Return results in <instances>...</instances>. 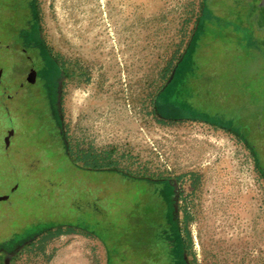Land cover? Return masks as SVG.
Returning a JSON list of instances; mask_svg holds the SVG:
<instances>
[{
  "label": "rangeland",
  "instance_id": "rangeland-1",
  "mask_svg": "<svg viewBox=\"0 0 264 264\" xmlns=\"http://www.w3.org/2000/svg\"><path fill=\"white\" fill-rule=\"evenodd\" d=\"M22 1L0 0L1 36L26 27L32 42L36 29L49 54L33 57L36 84L12 97L17 74L0 50V102L8 94L0 103V247L38 239L8 262L0 251V264H130L134 242L123 233V215L143 189L134 180L143 178L175 180L178 248L193 264H264L260 4L251 15L242 4L239 18V2L227 0L231 24H251L221 26L232 29L236 44L253 39L251 50L230 54L231 33L227 45L185 60L182 75L187 84L197 79L200 91L190 99L205 107V117H226L201 121L160 118L155 105L203 0H34L32 27ZM198 67L213 79L197 76ZM60 73L61 126L51 110ZM218 86L225 103L214 112Z\"/></svg>",
  "mask_w": 264,
  "mask_h": 264
},
{
  "label": "flooded vegetation",
  "instance_id": "flooded-vegetation-1",
  "mask_svg": "<svg viewBox=\"0 0 264 264\" xmlns=\"http://www.w3.org/2000/svg\"><path fill=\"white\" fill-rule=\"evenodd\" d=\"M234 1V0H233ZM236 4L239 2L238 9H236V17H241L239 12L241 11V5L244 6V15L254 14L258 9V0H235ZM24 11L27 12V21H29L30 27L37 25V19H35L34 14V0H23ZM227 0H203L201 8V16L198 19L195 28L192 33V37L188 43L185 54L182 60L179 61L176 66L170 71V76L167 79L166 85L162 88L156 99L155 113L158 117L170 120H183V119H193V117L200 119L201 121H210V118L216 117L215 114H208L205 117L204 114L207 112L205 107L199 106L195 101L190 98L199 94L197 91L196 81L193 79L189 84H187L186 77L182 75V68L185 64V60L192 58L195 53H207L218 50L219 47L227 45L226 37L231 33V40L233 41L232 51L230 54L236 55L239 51L241 52V47L245 46L247 51L253 48V39H246L245 45L236 44L237 38L231 29V33H227L224 30V22H228L231 27L235 30L239 28H250L251 23H246L241 21L240 25L234 24L233 17L230 11L227 10L229 6ZM226 19V20H224ZM238 25V26H237ZM237 26V27H236ZM26 27L19 29L16 34L12 37L7 36V38L2 37L0 33V50L3 49L7 57L10 58L12 64L13 74H17L10 86L16 87V91H11L13 95L16 96L21 88L25 85H34L37 82V71L34 68L33 57H47L46 49L40 40V35L35 29L34 37L29 42V35L26 33ZM228 31V30H227ZM234 36V37H233ZM4 38V39H3ZM240 47V49H239ZM187 62V61H186ZM198 67L197 76L206 75V79H213L208 76L209 73L203 70H199ZM1 73H4L3 68H1ZM212 71V70H211ZM7 72V70H6ZM212 73V72H211ZM1 75V74H0ZM208 76V77H207ZM63 73L58 74L57 81L55 83V92L53 104L51 110L53 113V118L55 122H59L61 126V116L59 111L56 109L57 97H58V82L63 79ZM181 77H185L184 80ZM205 77V76H203ZM214 77V76H213ZM195 81V82H194ZM222 92L218 87L214 88L213 95L215 96V102L219 105L222 102L225 103L221 98H217ZM220 93V94H219ZM8 95V94H7ZM6 95V96H7ZM8 96L6 97V99ZM12 99V98H11ZM159 105H158V104ZM168 105V106H167ZM174 106L181 109L179 112L169 113L166 111L165 107ZM219 106L213 107V111L218 112ZM173 114V115H172ZM264 115V108H263ZM207 116V115H206ZM221 119L226 118L224 115H217ZM232 122L234 123L236 119H239L236 115H231ZM230 117V116H229ZM61 129V128H60ZM13 136V135H12ZM62 136V134H61ZM257 154V153H256ZM135 182L143 184V189L141 192L137 193L133 199L128 202L124 213V235L130 237L134 242L131 247L130 264H193L192 261L188 259V256L183 253L181 249L178 248L177 240V201H178V190L174 179H135ZM155 186V187H151ZM126 219V220H125ZM18 235V234H17ZM38 239V235H34L32 238L24 240H12L10 243L0 247V251L4 252L7 256L8 262L11 258L25 245H28L33 240ZM138 244V247H136ZM136 251H134V248ZM118 256V254H114Z\"/></svg>",
  "mask_w": 264,
  "mask_h": 264
},
{
  "label": "water",
  "instance_id": "water-1",
  "mask_svg": "<svg viewBox=\"0 0 264 264\" xmlns=\"http://www.w3.org/2000/svg\"><path fill=\"white\" fill-rule=\"evenodd\" d=\"M258 3L260 4V6L261 7H263L262 8V10H264V0H258ZM6 93H5V95H4V97H3V99L1 100V104L3 103L4 104V101H5V99H6ZM3 113H4V118H5V120H7V122L8 123H10V118H9V115H8V112H7V109L5 108V107H3ZM10 127H11V125H10ZM9 127V129H8V131H7V138H6V140H5V147L9 144V139L12 137V135H13V131H12V129ZM3 154H4V156L6 155V153H5V151L3 152Z\"/></svg>",
  "mask_w": 264,
  "mask_h": 264
},
{
  "label": "crops",
  "instance_id": "crops-1",
  "mask_svg": "<svg viewBox=\"0 0 264 264\" xmlns=\"http://www.w3.org/2000/svg\"><path fill=\"white\" fill-rule=\"evenodd\" d=\"M261 8H263V7H261ZM259 9H260V6H259ZM261 10H262V9H261ZM261 10H259V11H261ZM259 11H258V12H259ZM258 29H260L261 31L264 32V24H263V25H259Z\"/></svg>",
  "mask_w": 264,
  "mask_h": 264
},
{
  "label": "trees",
  "instance_id": "trees-1",
  "mask_svg": "<svg viewBox=\"0 0 264 264\" xmlns=\"http://www.w3.org/2000/svg\"><path fill=\"white\" fill-rule=\"evenodd\" d=\"M157 104H158V103H157ZM158 105H159V104H158ZM111 258H112V257H111ZM108 264H110V263H109V259H108Z\"/></svg>",
  "mask_w": 264,
  "mask_h": 264
}]
</instances>
